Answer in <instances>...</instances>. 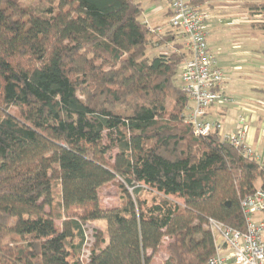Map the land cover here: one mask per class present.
<instances>
[{"label": "trees", "instance_id": "obj_1", "mask_svg": "<svg viewBox=\"0 0 264 264\" xmlns=\"http://www.w3.org/2000/svg\"><path fill=\"white\" fill-rule=\"evenodd\" d=\"M234 1L264 17V0ZM143 14L136 0H0V264H154L164 245V264H204L210 220L246 232L264 166L194 136L184 56L148 57L173 40ZM115 181L121 203L104 208ZM93 222L107 237L88 247Z\"/></svg>", "mask_w": 264, "mask_h": 264}, {"label": "built area", "instance_id": "obj_2", "mask_svg": "<svg viewBox=\"0 0 264 264\" xmlns=\"http://www.w3.org/2000/svg\"><path fill=\"white\" fill-rule=\"evenodd\" d=\"M167 3L172 31L176 40L183 39L187 56L178 74L180 86L191 103L185 123L192 127L195 137L218 133L222 141L239 149L245 158L264 166L262 158L248 145L244 129L225 132L221 122L206 118L212 106L230 101L220 92L224 71L208 46L209 11L197 0H167ZM241 208L247 225L245 233L210 220L216 253L204 264H264V184L243 199Z\"/></svg>", "mask_w": 264, "mask_h": 264}, {"label": "rangeland", "instance_id": "obj_3", "mask_svg": "<svg viewBox=\"0 0 264 264\" xmlns=\"http://www.w3.org/2000/svg\"><path fill=\"white\" fill-rule=\"evenodd\" d=\"M141 4L144 14L142 16V21L147 23L149 27L156 29L158 27L163 33H170L174 44H163L161 46H157L152 50L148 51V57L152 58L161 54L171 55L175 52V54L180 55L183 54L184 58H186L185 44L183 39L176 40L175 33L172 31V27L170 25V19L167 15L168 3L167 0H136ZM241 6V7H240ZM240 7L239 9H236ZM210 13L209 26H207V34H208V46L211 48L214 57L219 62L221 68L224 71V75L231 74L235 72L236 67L240 61L239 52L250 51V49L259 47L264 50V39L263 34L259 31L257 35L253 34V30L251 27L242 26L236 28L233 25V19L231 18V13H227V9L230 10H238L240 12L239 15H242L244 12L242 9V1L235 2L234 0H216L212 3L211 7H205ZM234 8V9H233ZM213 11L211 12L210 10ZM225 9V10H224ZM259 25V24H256ZM155 42V38L153 39ZM242 48L240 50L239 48ZM211 52V51H210ZM184 60V59H183ZM243 60V58H242ZM178 78V77H177ZM225 79V78H224ZM179 82L177 81V84ZM231 85L233 82H229ZM224 82L222 83V85ZM224 88L226 89V84H224ZM248 89L249 86H248ZM224 90V89H223ZM260 90V89H259ZM222 93V91H221ZM262 95L261 93H258ZM264 97V95H262ZM92 151L94 152L97 158H101L100 146L92 147ZM259 185V182L257 183ZM132 193L133 189H129ZM142 199L147 200L149 203L153 197V194L149 191H143L141 194ZM100 202L104 208L112 209L120 205L121 198L120 192L118 189L117 181L111 182L105 185L100 191ZM58 227H61L62 222L56 221ZM86 233L88 235V247H90L95 242V234L97 231H101L103 238H106V223L105 222H93L89 223L85 226ZM165 246L162 251L154 257V264H164L168 257L167 251L165 250Z\"/></svg>", "mask_w": 264, "mask_h": 264}, {"label": "crops", "instance_id": "obj_4", "mask_svg": "<svg viewBox=\"0 0 264 264\" xmlns=\"http://www.w3.org/2000/svg\"><path fill=\"white\" fill-rule=\"evenodd\" d=\"M215 1L203 6L211 7ZM243 3L242 1V9ZM167 7V15L169 16V5ZM243 11L242 15H239L240 12L238 10L227 9L226 12L231 13V18L227 19L234 20L232 26L236 28L248 26L252 28L253 34L257 35V32L260 31L264 36V31L256 25L264 23V17L261 15L251 16L244 9ZM207 26H209V21ZM156 29L163 33L158 27ZM172 44H174V41L169 45ZM209 49L212 53L211 48ZM239 49L242 50L241 47ZM239 54L240 61L235 72L226 73L225 75L224 84H226L227 88H224V84L220 86V92L222 91V94L229 98L230 101L212 106L208 110L206 118L211 121L221 122L224 125L225 132H233L238 128L244 129L247 134L248 145L257 152L262 158V163H264V97L262 96L264 95V50L255 47L250 49V51L244 52L243 50ZM229 82L234 84L231 85ZM248 86L250 89H248ZM258 182L259 185L257 184V187L259 189L263 183L261 181Z\"/></svg>", "mask_w": 264, "mask_h": 264}]
</instances>
